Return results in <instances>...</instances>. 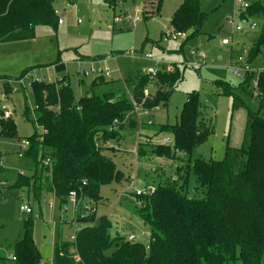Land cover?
Returning a JSON list of instances; mask_svg holds the SVG:
<instances>
[{"label": "trees", "instance_id": "obj_1", "mask_svg": "<svg viewBox=\"0 0 264 264\" xmlns=\"http://www.w3.org/2000/svg\"><path fill=\"white\" fill-rule=\"evenodd\" d=\"M251 1L243 14L254 18L264 15L260 0ZM57 0H0V43L32 40L38 26L57 29L59 16ZM146 16L158 14L163 0H146ZM209 14L201 9L199 0H185L173 13L174 31H192L190 37L201 32ZM258 22V21H257ZM188 38V36H187ZM186 38V39H187ZM185 39V40H186ZM264 45V25L252 41L248 63ZM63 72V63L55 64ZM255 73L243 78L240 88L255 95L252 81ZM179 69L157 75L159 87L146 95L151 79L142 75L135 83L132 98L119 89L111 88L102 95H84L78 101L66 77L50 84L35 81L32 84L35 109V132L27 139L31 146L24 158L32 160L28 169L32 175L17 172L12 184H3L0 191L16 187H29L37 200L46 193L53 194L62 205L67 204L75 192L80 210L90 202L102 200L100 187L112 181L121 182L123 172L105 153L103 143L117 139L114 126L125 114L134 110V102L144 109L168 104L176 86L182 81ZM116 81L103 76L95 77L94 85ZM259 101L257 111L247 109L243 141L240 147H227L223 160L196 159L192 170L196 176L195 190L204 188V196L187 195L186 173L178 175L169 186H159L154 192L137 196L135 214L150 225L149 241L112 237V222L107 215H88L71 242L58 239L52 264H264V69L258 75ZM5 90L10 86L5 83ZM228 84L223 91L234 96L233 109L245 104L234 95ZM31 109L26 107L25 117ZM137 122L131 120V125ZM42 129L37 132L36 127ZM112 129V130H111ZM47 131V134L43 133ZM161 132H171L174 153H191L213 134V125L203 110L198 93H190L180 113L179 122L163 125ZM0 138H18L14 119H0ZM160 157H172L169 145L154 148ZM1 169V168H0ZM87 213V212H86ZM33 221L24 224V235L14 245L10 262L13 264H44L42 253L33 238ZM130 236V235H129ZM128 236V237H129ZM114 250L107 253L111 248ZM0 264H8L0 255Z\"/></svg>", "mask_w": 264, "mask_h": 264}, {"label": "rangeland", "instance_id": "obj_2", "mask_svg": "<svg viewBox=\"0 0 264 264\" xmlns=\"http://www.w3.org/2000/svg\"><path fill=\"white\" fill-rule=\"evenodd\" d=\"M184 1L163 0L160 12L147 17L145 11L149 6L146 0H57L55 7L63 20L57 29L38 26L35 39L0 44V100L11 108L18 133V138H2L0 145L2 151L14 153L11 158L18 164L22 162L17 167L19 170L23 168L25 175H32L28 169L32 160L18 158L17 150L19 141L35 132L33 111L36 105L32 87L28 86L25 89L21 87L10 98H4V82L7 80L12 81L10 85L13 88L17 86L15 80L26 73L29 74L27 83L38 79L59 81L66 77L78 101L84 95H102L111 88L119 89L120 96L125 92L131 98L135 83L154 64L145 58L148 53L183 74L167 105L161 103L153 109L139 108L117 121L113 129L118 131V138L103 144L112 147L105 153L123 172L124 179L102 185V200L98 204L85 201L87 204L80 210L73 202L62 205L51 193L44 194L39 201L29 187L0 191V255L8 264H13L10 262L11 253L15 243L24 235V224L28 218L33 221V238L42 253L43 262L51 264L58 239L71 242L84 225L78 217L94 207L97 220L103 214L111 220L112 237L135 235L137 241L147 243L151 227L135 214L139 203L131 185L140 190L150 186H169L175 182L178 173H186L190 166L187 195L202 197L204 188L195 190L196 176L191 168L196 159L223 160L228 146H241L247 109L257 111L259 101L255 95L239 87L243 78L234 75L233 69L240 54L245 53L248 60L252 41L264 25V15L256 17V30L232 34L226 20L242 9L245 0H199L201 9L209 14L201 32L190 37L192 31H187L186 40L167 43L165 35L173 31L171 17ZM260 1L264 5V0ZM136 17L140 21L134 23ZM225 38L229 39V44H223ZM201 53L206 54L204 60L199 57ZM110 56L117 57L125 86L118 74L113 77L116 81L113 85H94L95 76L82 74L85 69H90L92 61ZM56 63H63L65 70L56 71ZM249 65L255 73L254 80H257L259 71L264 69V45ZM227 84L245 107L233 109L234 96L223 93ZM158 87L156 77L151 79L147 89L155 92ZM193 92L198 93L203 110L212 122L213 134L191 153L175 154L173 134L161 132L160 128L179 122L184 103ZM26 107L32 111L29 118L25 117ZM131 120H135L137 125L132 126ZM36 128L38 133L42 132L40 127ZM158 145H169L172 157L160 158L154 151ZM0 170L3 171H0V186L3 182H12L17 176L16 172L9 173V168ZM51 202L53 206H50ZM23 204L30 205L33 213L22 212ZM36 213L41 217L35 218ZM113 250L114 246L107 253ZM235 264L242 262L238 260Z\"/></svg>", "mask_w": 264, "mask_h": 264}, {"label": "built area", "instance_id": "obj_3", "mask_svg": "<svg viewBox=\"0 0 264 264\" xmlns=\"http://www.w3.org/2000/svg\"><path fill=\"white\" fill-rule=\"evenodd\" d=\"M244 1V0H243ZM250 6V3L247 1H244L241 5V8L238 12L231 14L227 20H226V26L228 28H230L232 34L235 33H243L245 31H254L258 28V22L257 20H255L254 18H250L248 15L243 14L244 11H246L248 9V7ZM57 12V11H56ZM58 13V12H57ZM140 21L139 17H136L134 23ZM59 24L63 23V20L61 18H59L58 21ZM187 38V33L185 31H172L168 34L165 35L164 41L165 42H171V41H183ZM230 41L228 38H225L223 40V44H229ZM199 57L204 60L206 58V54L205 53H201L199 55ZM145 58L149 61H152L154 64L152 65V67H150L147 71H146V75H148L151 79L156 78L157 75L164 71V72H168L171 73L174 71V68L171 65H167L165 66V63L159 61V60H155L154 56L150 53L145 54ZM113 63V64H111ZM163 67V68H162ZM252 72L250 65L248 63L247 58L245 57V53L240 54L237 57V65L234 66L233 69V73L234 75L241 77V78H245L246 74ZM85 77L86 76H95V77H100L103 76L108 80H112L115 74L119 75V79L123 81L124 86H125V82L124 79L122 77L121 71L117 65V57L116 56H110L107 58H102L96 61H92L91 62V67L89 70H84L82 73ZM29 74L26 73L24 75H22L20 78L16 79L15 82L17 83V86L15 87H10V91L9 92H4L3 97L4 98H10V95L13 93H16L20 90L21 87H23V89H25L26 86L31 87L33 82H26V80L28 79ZM36 81H46L50 84H54L57 81H53L52 79H38ZM12 81H7L8 84H10ZM35 82V81H34ZM68 82L66 81L64 84H67ZM252 85L254 88V92L255 95L258 94L257 92V86H258V82L257 80L252 81ZM128 93V91H127ZM146 95L148 96L149 91L148 89L146 90ZM132 98V97H131ZM139 108H143L141 105H138L134 102V110L133 111H138ZM132 111V112H133ZM12 110L11 108L4 102L0 100V119H9L12 117ZM149 124H152V122L150 121ZM113 128H116V126H114ZM112 130V129H111ZM44 134H47L48 132L43 130ZM19 151H18V158H24L25 154L27 152V150L30 148L31 143L28 139H23L19 141ZM7 163H8V157L5 154L4 151H2L1 149V145H0V168H5L7 167ZM19 173L22 175H25V170L20 169ZM134 188V193L136 194V196H142V195H147V194H151L152 192H154L156 190V188H154L153 186L147 187L145 190H140V189H135L134 184L131 185ZM69 201L73 202L74 204L77 205V200H76V194L75 192H71L69 195ZM50 206H53V203H50ZM21 211L26 213V214H32L33 210L31 208L30 205L28 204H23L21 206ZM92 214H97L95 208H88V211L86 214H82L80 216V219H84L85 217H87L88 215H92ZM35 218H40V214L36 213L34 215ZM136 236L135 235H130L128 237L129 240H135ZM74 239V238H73ZM11 258L13 260H15V256H11Z\"/></svg>", "mask_w": 264, "mask_h": 264}, {"label": "crops", "instance_id": "obj_4", "mask_svg": "<svg viewBox=\"0 0 264 264\" xmlns=\"http://www.w3.org/2000/svg\"><path fill=\"white\" fill-rule=\"evenodd\" d=\"M18 42H21V41H18ZM10 43H14V42H10ZM0 44H1V43H0ZM2 44H9V43H2ZM8 79H9V78H8ZM7 81H9V80H7ZM7 81L4 82V87H5V83H7ZM8 85L11 87L10 84H8ZM5 91H6V90H5ZM6 92H7V91H6ZM149 92H150V91H149ZM150 93H154V92H150ZM1 139H2V138H0V141H1ZM140 144H141V143H140ZM18 146H19V145H18ZM107 148L112 149L111 146H107ZM18 151H19V148H18V150H17V155H18ZM141 152H142V151H141ZM141 152H140V153H141ZM5 154H6L7 157H8L7 167H5V168H9V170H10L9 173H10V172H16V173L19 172V171H18L19 169H18L17 166H18L19 164H22V162H20V163L18 164V163L14 160V158H13V159L11 158L12 155H14V153H9V152L6 153V152H5ZM17 157H18V156H17ZM160 158H161V157H160ZM21 166H22V165H21ZM1 169H2V168H1ZM22 169H23V168H22ZM23 170H24V169H23ZM177 170L179 171V169L176 168V171H177ZM0 171L3 172L2 170H0ZM16 178H17V176H15V177L13 178L12 182H9V181H8L7 184H12V183H14L15 180H16ZM5 180H8L7 177H6ZM175 181L180 182V181H179V175L175 178ZM3 184H6V183L3 182ZM3 184H2V185H3ZM2 185H1V186H2ZM1 186H0V187H1ZM94 208H95V210H96V212H97L96 207H94ZM103 215H104V214H103ZM44 264H46V263H44ZM51 264H52V262H51Z\"/></svg>", "mask_w": 264, "mask_h": 264}]
</instances>
